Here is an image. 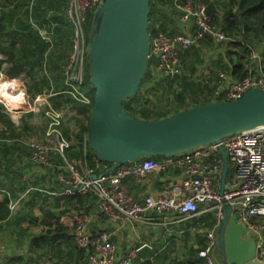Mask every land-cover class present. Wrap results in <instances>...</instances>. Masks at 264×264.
<instances>
[{"label":"built area","instance_id":"2783aa9c","mask_svg":"<svg viewBox=\"0 0 264 264\" xmlns=\"http://www.w3.org/2000/svg\"><path fill=\"white\" fill-rule=\"evenodd\" d=\"M101 0H68L65 16L72 27L70 51L63 65L65 81L70 86L72 96L90 109L93 102L82 92L84 69L88 59V38L85 33L86 12L94 11ZM179 16V32L169 35L157 32L151 35L148 59L155 72L173 78L181 71L180 53L197 44L201 39L210 37L215 42H223L227 38L216 27L209 15H206L204 4L196 1L181 5L173 0ZM3 76L0 74V78ZM220 80L215 91V100L220 102L240 98L251 88H264V74L261 67L254 73L239 80H234L226 73L219 74ZM229 78L228 81L226 79ZM42 94L33 100H40ZM47 101L43 105V116L47 120L45 139L29 141V160L32 163L49 165V153L54 151L63 161L64 173L57 175L61 190L54 196L85 195L95 196L98 214L106 224H149L148 212L177 215L176 220L187 221L194 217L211 214V227L206 231V245L199 253L206 264H214L211 256L216 247V231L220 227L224 209L230 207L231 212L238 215L237 223L243 228L244 237L251 238L255 245V259L264 264V127L235 133L220 140L219 144H211L188 150L178 155L161 157L159 160L141 159L123 164L113 171H104L109 166L94 161L101 174L95 175L94 167H88L85 153L86 138L82 141V160L68 161L64 153L69 148L61 131L62 114L54 109L46 94ZM32 110L37 111L36 108ZM88 139V138H87ZM226 154L230 173L226 174L222 191L220 176L222 158L218 147ZM164 171H178V179L168 181L157 196L145 195L141 200L129 195L125 181L131 179L138 184L150 174ZM103 174V175H102ZM95 176V178H92ZM29 188L21 194V198H9L7 209L13 214ZM175 218V217H174ZM72 239L79 249H90L85 264H134L139 260L138 249H130L123 255L117 252V246L111 241L105 230L90 232L88 218L74 213L70 219Z\"/></svg>","mask_w":264,"mask_h":264},{"label":"trees","instance_id":"16d2710c","mask_svg":"<svg viewBox=\"0 0 264 264\" xmlns=\"http://www.w3.org/2000/svg\"><path fill=\"white\" fill-rule=\"evenodd\" d=\"M191 1L193 3L199 1L204 5H207L209 2L214 4L218 13L217 15L210 16V19L212 23L225 34L227 39L223 42H215L212 38L205 37L197 44L183 50L180 53L182 64L181 71L173 78L166 77L160 72H155L152 69L151 62L148 61L147 69L140 83L137 94L133 98L122 102L123 109L132 117L147 121L159 120L167 118L179 111L212 102L215 100V91L218 81L220 80L219 74L221 72L226 73L234 80H239L247 76L253 69H256L257 71L258 67H261L264 74V64L260 61V59L262 60L264 57V0ZM187 2H189V0H178V3L181 5ZM67 5L68 0L63 4L55 2H45L42 4L39 0H36L35 3L26 0H0V74L9 79L21 77L23 74L26 78V82L29 83L26 92L31 95V100H33L36 95L42 94L45 89V94L49 95L48 101L54 109L66 112L74 111L73 118H77L75 108H78L82 119L77 120L80 128L79 132L76 134L77 146H74L72 143L74 137L70 138L68 135L69 131L65 129L63 123L61 124L62 134L64 138L70 142V146L66 149L64 156L71 162L82 160V141L86 138L87 150L85 157L87 159V165L88 167H94V174L98 175L101 174L104 169L99 170L96 167L97 164L94 161L96 156L90 149L87 139V124L91 117V109L83 102H80L78 97H74L69 93L72 92V90L65 81L62 68L61 79L58 75H54L52 78L47 79V75L44 74V72L43 75L40 74V69L45 62L48 66L53 64L51 61L55 59L57 54L56 41H52L50 44L43 39L39 34L38 29L32 26V18L35 20L36 24L38 23L40 27H43L42 29H45L44 27H46L47 30L50 31V22L57 19V16H53L52 13L56 11L63 14V18L59 16L58 19L60 21L59 28H54L52 35L59 34V37L62 38L60 42L62 55L58 54V57L59 60L63 58L62 60L65 64L70 51L72 37V27L65 16ZM28 6L30 7L29 9H27ZM40 6L41 8H39ZM149 6L150 35H154L157 32L174 35L179 32V16L181 15V11L176 9L173 0H150ZM94 11L86 12V23L84 27L86 38H88L90 33V25ZM11 21H16V24L15 27L12 28L11 33H9V23ZM155 23H157V27H155ZM211 42L222 43L223 49L217 56L215 62L216 67L208 69L209 77L206 78L199 75V66L202 62L200 64H196L197 62H200V60H193L192 62V55L196 54L194 49L198 47V44L202 43L206 45ZM259 44L263 47L262 51L259 54H253V51L258 48ZM16 48L18 49L17 52ZM200 50L202 51L201 48ZM48 70L50 72H57L60 71V68L56 65H50ZM88 72L89 64L87 59L83 75L82 92L85 96L90 97L93 102L94 90L90 84ZM195 73H198V75L193 77ZM41 76H44V78ZM144 83H148V85L145 86V91H142V85ZM150 92L156 94L159 93L161 100H154V98L150 97ZM170 96H173L171 100ZM21 98H23V95ZM139 101H141V105L144 107H139L137 105ZM3 110L4 106L1 103L0 124L3 127V130L0 131V140L22 139L23 142L24 131L22 134L21 132L15 131L14 122ZM32 115V112L24 114L20 117L19 121L22 124H26L28 116L31 118ZM84 122L86 123L84 124ZM31 131L32 126L25 127V132L28 133V136ZM25 149L28 150L27 161L32 163L29 160L30 151L28 143H26ZM7 150L6 146L0 145V153H3L2 156L6 154ZM2 156H0V158H2ZM54 156L57 157L58 162H61L60 168L56 171L55 176L57 191H59L62 187L57 180V175L64 173L63 161L60 156L54 151H50L48 156L50 166L36 163L33 164L38 167L41 166L50 169L53 165V163H51V158ZM160 158L161 157H148L143 159L159 160ZM97 161L98 164L109 166L107 163H104L99 159H97ZM24 180H26V178H24ZM27 197L28 194L24 199ZM61 198L65 199L74 210L81 211L79 213L83 217L88 216L89 209L98 214L95 202L96 198L91 193L85 195L74 194L71 196H61ZM8 200V196H4L0 200V223L10 219L7 209ZM38 200L39 202H37ZM37 201L35 204L29 206L28 212L25 215L30 221L37 222V217L32 214V208L35 207L42 215L40 224L43 227H46V229L29 237V252L33 254L35 248H41L43 246L51 247L54 245L56 238L62 239L63 237L67 238L69 241L72 239L71 228H68L59 222L60 217L67 213V210L55 212L57 202H52L55 203L52 207L47 205L42 206V204L37 205V203H40L41 201L46 202V196L42 199L37 198ZM25 202L29 201L26 200ZM174 217L177 218L178 216L174 215ZM208 217L209 220L203 224V231L198 234L199 244H202L203 236H206L205 231L211 226L212 217L210 215ZM206 219L208 218L200 217L198 220L202 222ZM189 221L196 222L197 217H194ZM73 245L76 253L79 255L80 263L85 264L90 249H79L75 244ZM205 245V242H203V245L197 249V256L199 259L195 258L187 262L174 260L175 264H206L204 258L199 256V253L204 250ZM32 260L33 257L32 259L30 258L26 260L22 257L11 258L5 264H9L10 262H14V264H29Z\"/></svg>","mask_w":264,"mask_h":264},{"label":"water","instance_id":"95a60500","mask_svg":"<svg viewBox=\"0 0 264 264\" xmlns=\"http://www.w3.org/2000/svg\"><path fill=\"white\" fill-rule=\"evenodd\" d=\"M150 0H101L94 11L88 36L90 84L94 90L87 138L95 156L109 167L148 157L174 156L246 130L264 127V88H251L240 98L179 111L167 118L147 121L128 114L122 102L133 98L148 65ZM206 15H217L214 4ZM222 158L220 191L228 171ZM102 174V175H103ZM92 178H95L93 176ZM238 215L226 205L216 245L222 264H263L256 260L254 241L244 237ZM141 264H150V247L138 251Z\"/></svg>","mask_w":264,"mask_h":264},{"label":"crops","instance_id":"0c3cea01","mask_svg":"<svg viewBox=\"0 0 264 264\" xmlns=\"http://www.w3.org/2000/svg\"><path fill=\"white\" fill-rule=\"evenodd\" d=\"M26 1L35 3L36 0ZM39 1L42 4L45 2L63 4L67 0ZM29 8L28 6L27 9ZM39 8H41V6ZM52 15H56L57 19L50 22V31H48L46 27L40 30L37 28L35 22L31 23L34 28L38 29L41 37L50 44L52 41L58 40L59 34L52 35V32L54 28H59L60 26V21L58 20L59 16L63 18V14L56 11L53 12ZM155 27H157V23H155ZM43 72L44 71L40 69L41 75H43ZM44 74L46 73L44 72ZM41 77L44 78V76ZM11 96L14 97L13 95ZM0 100L1 102H5L6 107L9 105L2 97ZM11 111L15 110L12 109ZM15 124L19 126L16 122ZM2 130L3 127L0 124V131ZM18 131L21 132L20 126L18 127ZM26 135H28L27 132ZM28 137L29 138L24 143L19 139L0 140V143L10 145L6 154L8 153V155L14 159L15 163L14 167L9 168L4 167L2 162H0V200L4 196L14 198L16 195L17 197L25 193L27 189L32 188V190L27 193L28 197L20 201L17 211L10 215V219L0 223V264H5L9 259L18 257H22L24 260L32 259L33 257V260L29 264H81L79 255L74 249L73 239L69 241L67 238L63 237L62 239L56 238L54 245L51 247L43 246L41 248H35L34 254L29 252V237L46 229V227L40 224L42 215L35 207L32 208V214L37 217V222L30 221L25 215L28 212L29 206L36 203L37 198L42 199L45 196L47 197L46 202L41 201L37 203V205L42 204V206L47 205L52 207V202H57L55 212L67 210V213L60 217L59 222L68 228L71 227V221L69 220V223L63 221L69 213L68 210L72 212L74 209L65 199L61 198V196L53 195V193L57 191L55 180L56 171L59 170L61 165V162L57 161V157L54 156L51 158V163H53V165L50 169L41 166H39L40 168L33 167L32 165L35 166V164L29 163L28 161V164L25 163L27 156L25 157L23 155L21 144H24L26 147V143L35 141L30 135ZM17 147L21 150L17 149ZM25 151L28 154V150L25 149ZM2 154L3 153H0V156H2ZM24 164L30 165L31 167L23 168L22 166ZM47 166H50V163ZM230 171L231 169L228 168L227 174L230 173ZM177 173L178 171H164L162 173L150 174L145 180H142L138 184H135L131 179H127L125 184L129 195L134 199L141 200L145 195H159L162 187L166 185L168 181L178 179ZM24 178H26V180H24ZM26 200L29 202H25ZM88 212L89 231L95 232L105 230L111 241L116 244L119 255L125 254L130 249L139 248L144 244L148 245L150 247V253L148 255L150 264H169L170 262L171 264H175L174 260L187 262L198 258L197 249L203 245V242L206 244V236H203L202 244L198 243V234L203 231V224L209 220L208 216L210 215L213 217L211 214H207L197 217L196 222H193L194 220L177 221L176 218L168 214H158L150 211L148 212V216L151 219V223L149 224H106L105 220L99 214L91 209H89ZM200 217L208 219L200 222L198 220ZM189 250L190 252H188L187 255L183 254ZM211 256L214 260V264H222L220 262L217 245L212 250ZM158 259L162 260V262H157ZM141 262L142 259L139 256V260L135 261L134 264H141ZM9 264H14V262H10Z\"/></svg>","mask_w":264,"mask_h":264},{"label":"rangeland","instance_id":"374dc122","mask_svg":"<svg viewBox=\"0 0 264 264\" xmlns=\"http://www.w3.org/2000/svg\"><path fill=\"white\" fill-rule=\"evenodd\" d=\"M32 21L35 22V20L33 18H32ZM15 24H16V21H14V22L11 21L9 23V33H11L12 28L15 27ZM29 24H30V22H29ZM37 28L42 30L43 27H40L38 25V23H37ZM150 37H151V35H150ZM61 40H62L61 37H59L58 40L56 39L57 54L55 56V59L53 61H51L53 64H50V65L58 66L60 68V71L50 72L48 70V67L50 65L48 66L47 63L45 62L44 65L42 66L41 70H43L46 73L47 79L52 78V76H54V75H58L60 79L62 78L61 77V70H62L61 68H62L64 63H63V60H62L63 58H61L59 60V57H58V54L62 55V51L60 50V42H61ZM200 48L202 49V51L200 50ZM262 48H263L262 45L259 44L258 48H256L253 51V54H259L262 51ZM222 49H223V44L222 43L211 42V43H208L206 45L202 44V43L198 44V47H196L194 49L196 51V54L192 55V62H193V60H200V62H197L196 64H200L202 62V64L199 66V70H200L199 71V75L200 76L206 77V78L209 77L208 69L216 67L215 66V62L217 60L218 54L221 52ZM17 51H18V49L16 48V52ZM263 58H262V60L260 59L262 64H264V59ZM255 71H256V69H253L250 72L253 73ZM197 75H198V73H195L193 75V77H195ZM7 80H12V81L8 82ZM228 80H229V78L226 79V81H228ZM26 83H27L26 82V78H25V76L23 74L21 75V77H18V78H15V79H9L6 76H1V78H0V89L2 90L3 89L2 87H5V89L8 92V94L13 95L17 101L22 103V106H21V108L19 110L17 109L15 111H11L12 107L10 105H8L6 107V104H5L4 101L1 102V100H0V104L1 103L3 104V106H4V110L3 111H5L8 114L9 118L14 122V124L16 122L20 126V128L22 129L21 134L24 131V133H23V135H24L23 143L26 142L27 139L29 138L28 135H26V132H25V127L26 126L27 127L28 126L29 127L32 126V131L30 133V137L33 138V140H35V141L40 139L39 142L43 143L44 139L46 138L43 131H45V128H46L45 126H46V123H47L46 122L47 120L43 116V108H44L43 105L45 104V100L47 101V97H46V94H45L46 90L44 89V92L42 93V96L38 97V99H40V100H36L37 98L35 100H31L30 99L31 95H29V93L26 92L27 91V86H28L29 83H27V84ZM146 85H148V83H144L142 85V91H145V86ZM6 86H7L8 89L6 88ZM1 90H0V92H1ZM149 94H151L150 97L154 98V100H158V99L161 100L159 93L156 94V93L150 92ZM22 95H23V98H21ZM172 98H173V96H170V100ZM0 99H1V97H0ZM137 105L139 107H144V106L141 105V101H139L137 103ZM5 108H7L8 110L5 109ZM32 108H36L37 111L32 110ZM75 110L77 112V118H73L74 111L66 112V111L59 110V112H61V114H62V118H63V122L62 123L64 124L65 129H67L69 131V134H68L69 137L70 138L74 137V139L72 140V143L74 144V146H77L76 134L80 130L77 120L78 119H82V117H81V114H80L78 108H75ZM29 112H32V114H33L32 117L30 118V116H28V121L26 122V124H22L19 121L20 117L22 115H24V114H29ZM29 118H30V120H29ZM85 123L86 122H84V124ZM14 129L17 132H20V131H18V127H17L16 124L14 126ZM21 141H22V139H21ZM0 145L1 146H6L7 149L10 146V145L5 144V143H0ZM21 147H22V150L19 147H17V149L21 150L23 152V155L26 157L27 156V152L25 151L26 147L23 144H21ZM12 150H13V148H12ZM0 162H2L4 167L11 168V167H14V165H15L14 159L12 157H10L8 155V153L6 155H3L2 158H0ZM25 163L28 164L27 159H26ZM26 164H24L22 167L23 168L31 167L30 165H26ZM32 166L36 167V168H40L38 166H34V165H32ZM14 198L15 199L16 198H21V196L19 195V196L16 197V195H15ZM37 202H39V200ZM52 204H55V203H52ZM68 212L69 213H68L67 217L65 218V220L63 222L69 223V220L71 219L72 215L74 213L80 214L79 212H81V211L73 210L72 212H70L68 210ZM9 215H10V213H9ZM61 220H62V218H61ZM188 252H190V250L184 252L183 254L187 255ZM157 262H162V260L158 259ZM169 264H171V262Z\"/></svg>","mask_w":264,"mask_h":264},{"label":"bare ground","instance_id":"6f19581e","mask_svg":"<svg viewBox=\"0 0 264 264\" xmlns=\"http://www.w3.org/2000/svg\"><path fill=\"white\" fill-rule=\"evenodd\" d=\"M0 94L3 100H6L8 104L12 107L13 110L20 109L22 106V103L17 101L14 97H12L8 92L6 91L5 87H2Z\"/></svg>","mask_w":264,"mask_h":264}]
</instances>
